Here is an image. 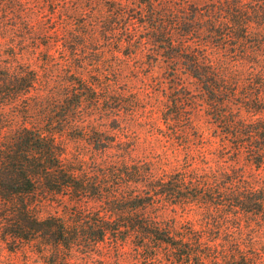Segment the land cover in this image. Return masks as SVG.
<instances>
[{
	"label": "rangeland",
	"instance_id": "rangeland-1",
	"mask_svg": "<svg viewBox=\"0 0 264 264\" xmlns=\"http://www.w3.org/2000/svg\"><path fill=\"white\" fill-rule=\"evenodd\" d=\"M151 1L150 14L160 15L171 28L175 22L192 31L186 39L173 31L177 58L159 48L164 39L145 25L151 15L135 0H0V74L26 70L36 76L27 95L0 109L1 137L22 127L41 129L46 116L70 94L71 82L91 83L100 102H84L57 136L62 163L75 174H115L112 170L120 165H138L157 177L235 174L254 187L264 186V163L256 168L244 150L236 152L235 140L219 123L264 118L239 107L240 102L261 104L248 82L257 79V71L264 73V46L235 48L233 41L211 35L208 11L226 0ZM251 32L259 33L264 43V28ZM191 53L206 57L228 84H236H231L236 90L231 103L209 110L198 83L183 67ZM167 116L175 121H165ZM92 133L107 142L105 150L93 149ZM85 208L95 212L99 205ZM70 209L65 203L46 204L39 216L63 217ZM151 212L176 230L185 226L202 233L211 257L201 264H264V222L259 219H222L195 205ZM11 247L0 241V264H52L36 243ZM168 256L163 248L156 261H147L129 243L116 248L106 240L89 253L74 252L68 263L169 264Z\"/></svg>",
	"mask_w": 264,
	"mask_h": 264
},
{
	"label": "trees",
	"instance_id": "trees-1",
	"mask_svg": "<svg viewBox=\"0 0 264 264\" xmlns=\"http://www.w3.org/2000/svg\"><path fill=\"white\" fill-rule=\"evenodd\" d=\"M135 1L151 15L152 21L145 25H151L152 31L164 39L158 42L163 45L159 48L172 59L177 58L173 31L181 32L182 39L191 36L192 31L175 22L171 28V23L160 15L150 14L151 0ZM208 17L215 38L229 39L235 48L246 50L264 46L259 33L251 32L253 27L264 28V0H226L210 8ZM183 67L198 83L209 110L225 106L236 97L233 82L228 84L206 57L191 53L183 59ZM254 76L257 79L248 82V90L261 104L246 106L240 102L239 107L251 116H260L264 115V73L257 71ZM35 83L36 76L31 71L21 70L14 76L0 74V109L18 102ZM96 89L91 83L71 82L70 94L46 116L41 129L22 127L12 136L1 137L0 121V241L10 249L12 245L15 249L36 243L38 252L52 258V264H69L74 252L89 253L107 240L116 248L129 243L147 261H156L164 248L169 252V264H201L211 257L202 233L185 226L176 230L148 211L195 205L218 213L222 219L245 217L264 222V186L254 187L235 174L202 178L178 173L157 177L144 166L120 165L112 170L115 174L90 176L75 174L65 167L57 136L75 120L84 102H100ZM172 117L167 116L165 121H175ZM219 123L226 126L225 134L235 140L236 152L244 150L256 168L263 165L264 118ZM104 142L102 137L91 134L90 145L95 151L105 150ZM53 203H65L74 209L65 210L63 217L41 218L45 205ZM90 203L98 204L99 210H85Z\"/></svg>",
	"mask_w": 264,
	"mask_h": 264
}]
</instances>
